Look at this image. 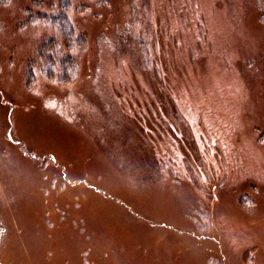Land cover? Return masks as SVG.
Here are the masks:
<instances>
[{
    "label": "rangeland",
    "instance_id": "374dc122",
    "mask_svg": "<svg viewBox=\"0 0 264 264\" xmlns=\"http://www.w3.org/2000/svg\"><path fill=\"white\" fill-rule=\"evenodd\" d=\"M65 1L0 0V264H264V0Z\"/></svg>",
    "mask_w": 264,
    "mask_h": 264
},
{
    "label": "trees",
    "instance_id": "16d2710c",
    "mask_svg": "<svg viewBox=\"0 0 264 264\" xmlns=\"http://www.w3.org/2000/svg\"><path fill=\"white\" fill-rule=\"evenodd\" d=\"M56 1L59 2V4H60L62 0H56ZM66 1H68V0H66ZM53 7H54L53 4H51L49 8H53ZM52 11H50L49 14H46V13H37L36 15L30 14L29 21H31V22L35 21V22L41 23L43 25H49L50 27H52L56 31V34L51 36L49 39H47V42H44V40L40 42V45H39L40 51L35 52V54L33 56L39 55V58L41 59V64L37 65V69H38L41 77H43L46 80L62 83L65 75H67V72L69 70L74 69L75 68L74 66H76L74 58L72 56H70V54H67V53L64 54L63 48L69 50L70 48H73V47H75V48L76 47H82V43L84 45V39L82 36L77 35L74 32V27L71 24V22L69 21L66 12H61V5L59 6L58 11H55V12H52ZM28 13H30V11H28ZM58 37L60 38V40H58ZM49 44H50V47L52 46V48L46 49V47ZM27 66H30V69L33 71V72L31 70L28 71L27 80L29 79L32 81L36 77V72H35L36 69H35V66L33 69L32 61H30L27 64ZM61 69H62V71H60ZM30 73H31V75H30ZM30 84L31 83L29 82L28 86ZM10 138H8V139H10ZM48 156H49V154L47 155V159L49 162V160L51 158ZM38 158H40V157H38ZM43 162H45V161L43 160L42 163ZM42 166H44L46 169L50 166V164L49 163H47V164L43 163ZM135 216L141 217L136 213H135ZM144 221H146V220H144ZM163 226H165V224Z\"/></svg>",
    "mask_w": 264,
    "mask_h": 264
},
{
    "label": "crops",
    "instance_id": "0c3cea01",
    "mask_svg": "<svg viewBox=\"0 0 264 264\" xmlns=\"http://www.w3.org/2000/svg\"><path fill=\"white\" fill-rule=\"evenodd\" d=\"M39 166V165H38ZM40 168H42L43 170H44V166H40ZM91 185V184H90ZM86 187L87 186H83L81 189L82 190H86ZM58 219H61V215H60V212L58 213ZM161 241H163L162 239H161ZM145 257H143V259H144ZM167 258V257H166ZM168 260V259H167ZM153 264H155V262L153 263ZM170 264V263H169Z\"/></svg>",
    "mask_w": 264,
    "mask_h": 264
},
{
    "label": "bare ground",
    "instance_id": "6f19581e",
    "mask_svg": "<svg viewBox=\"0 0 264 264\" xmlns=\"http://www.w3.org/2000/svg\"><path fill=\"white\" fill-rule=\"evenodd\" d=\"M235 17H237V15H236ZM12 138H13V137H12ZM13 139H14V138H13ZM36 158H37V157H36ZM36 158H35V159H36ZM33 159H34V158H33ZM37 159H38V158H37ZM87 185H88V184H85V186H87ZM89 185H90V184H89ZM253 226H254V224H253Z\"/></svg>",
    "mask_w": 264,
    "mask_h": 264
}]
</instances>
